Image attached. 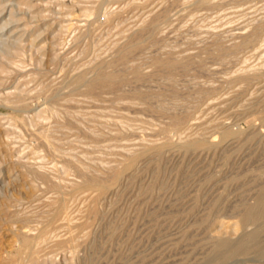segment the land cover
I'll list each match as a JSON object with an SVG mask.
<instances>
[{"label":"rangeland","instance_id":"rangeland-1","mask_svg":"<svg viewBox=\"0 0 264 264\" xmlns=\"http://www.w3.org/2000/svg\"><path fill=\"white\" fill-rule=\"evenodd\" d=\"M263 199L264 0H0V264H264Z\"/></svg>","mask_w":264,"mask_h":264},{"label":"bare ground","instance_id":"bare-ground-1","mask_svg":"<svg viewBox=\"0 0 264 264\" xmlns=\"http://www.w3.org/2000/svg\"><path fill=\"white\" fill-rule=\"evenodd\" d=\"M258 26V25H257ZM258 30V29H257ZM259 31V30H258ZM255 33V32H254ZM172 61V60H171ZM162 62V61H161ZM165 61H163V63H164ZM168 62H170V60H168ZM174 63V62H173ZM165 64V63H164ZM166 65V64H165ZM167 66V65H166ZM165 67V66H164ZM100 72V71H99ZM110 74V73H109ZM107 75H108V73H107ZM110 76V75H109ZM97 77V76H96ZM96 79V78H95ZM119 80V79H118ZM117 81V80H116ZM116 81H115V84H116ZM112 82H114V78H112V77H106V76H103V77H99L98 79H96V81H94V83H91V86L92 85H94V84H111ZM99 86V85H98ZM112 86V85H111ZM89 88V87H88ZM93 88H95V87H93ZM91 89V88H90ZM93 92V91H92ZM227 128V127H226ZM225 129V128H224ZM231 130V129H230ZM230 130H225L226 132H225V135L227 136V135H231V131ZM234 133V132H233ZM193 145H195V144H193ZM135 163V162H134ZM83 171V170H82ZM130 172V171H129ZM122 173V172H121ZM117 174V173H116ZM117 176V175H116ZM119 176V175H118ZM115 177V176H114ZM115 179H116V177H115ZM93 181V180H92ZM91 181V182H92ZM117 181V180H116ZM88 182V181H87ZM114 182V181H113ZM95 183V182H94ZM103 183V182H102ZM80 186V185H79ZM105 186V185H104ZM74 188V187H73ZM106 188H108V187H106ZM71 193V192H70ZM62 197V196H61ZM261 198V197H260ZM62 201V200H61ZM258 203V202H257ZM263 203H264V199H263ZM259 205V204H258ZM256 206V205H255ZM254 206V207H255ZM258 208V207H257ZM261 208V207H260ZM96 209V208H95ZM251 218V217H250ZM23 232H26V231H23ZM22 234V233H21ZM26 234V233H25ZM27 239H26V243H31L33 240H32V238H29V237H26ZM34 238V237H33ZM35 240V239H34ZM25 242V241H24ZM33 243H35L34 241H33ZM32 243V244H33ZM27 245V244H26ZM26 248V247H25Z\"/></svg>","mask_w":264,"mask_h":264}]
</instances>
